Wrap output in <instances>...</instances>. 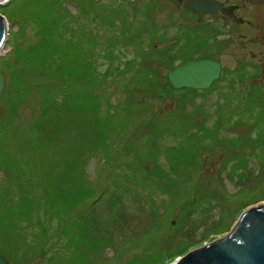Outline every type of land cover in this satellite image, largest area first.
Here are the masks:
<instances>
[{
	"label": "rangeland",
	"instance_id": "374dc122",
	"mask_svg": "<svg viewBox=\"0 0 264 264\" xmlns=\"http://www.w3.org/2000/svg\"><path fill=\"white\" fill-rule=\"evenodd\" d=\"M130 1L8 0L0 4V13L9 19L11 32L3 57L14 59L17 41H23L25 37L28 39L26 33H35V25H29L27 16L41 22L40 17L48 8L62 6L60 12L74 14L71 22L73 30H76L73 42L67 48L71 68L85 62L89 67V78H103L109 74L95 87L96 94L106 103L102 119L105 120L107 113L115 111V102L128 103L140 109L137 115L140 123L148 118H163L170 122L169 128L176 123L185 126V116L188 115L183 112H190L192 103H183L182 100L192 99L195 93L188 89L174 90L168 82L170 69L164 67L172 65L174 57H170L171 52L178 49L184 61L205 55L217 57L218 53L229 50L236 57H245L242 62L250 61V54L245 53L241 46L246 43L247 37L252 38L254 34L241 32L245 35L243 37L240 32L233 33L232 39L223 41L213 37V44L207 48L208 38L204 34L180 25L186 22L185 17L179 15L176 22L172 20L175 4L164 3L163 0H138V4L133 6ZM116 8L126 10V14L121 12L119 15L130 16L136 29L141 27L143 17H153L172 38L167 42L158 38V47H166V50H154L152 35L139 37L135 45L116 43L112 47L108 38L111 29L117 27L107 26L105 14H111ZM121 17L118 18L120 23L123 21ZM53 53L58 55L56 49ZM114 57H117L114 63L119 65V69L112 67L111 71H107ZM154 61L160 62L162 68H158ZM153 69H158L161 78L168 84L169 92L166 94H155L150 90L153 78L157 77H153ZM229 73H232V80L240 81L245 80L248 74L241 66ZM41 79V76L33 77L34 83H39ZM226 81L225 78L220 81L223 88L230 84L228 86L236 90L252 91L251 84L235 82L232 85L230 82L226 84ZM257 84L252 102L232 103L223 112L212 109L210 115L199 116V130L213 125L208 128L209 148L200 151L196 162L191 158L185 159L186 169H179L180 174L173 173L174 177L187 182L182 186L179 184L174 193L164 192L163 188L154 192L155 186L142 181L150 179L153 171L140 169L139 173L131 170L123 174L129 176L131 183L133 178L144 172L138 179L142 182L134 184L140 192H154L149 196L139 195L125 179H117L107 192L101 190L105 188V175L99 174L96 159L88 166V174L94 179L89 183L84 182L82 174L70 169L68 159L54 168V162L47 165L37 145L26 138L31 120L41 107L34 87L32 97L21 107L16 126L10 118L2 121L5 128L0 133V153L5 159L7 153L14 157L7 166L19 171L21 185L14 187L9 172L0 167V178L7 187L6 190L0 189V254L14 264H162L159 261L167 258L169 253L170 264L196 248L224 237L248 208L264 203V77L259 78ZM153 90L159 91L156 87ZM221 96V93L215 92L211 100L215 102ZM241 104H245L242 109L235 108ZM3 113L4 109H1L0 119ZM85 126L92 128V123L87 122ZM184 130L181 129L182 132ZM202 133H206L205 127ZM15 137L23 144L16 145L13 141ZM164 141L172 146L179 139L173 136V139L167 137ZM152 142L150 140V144ZM92 144L91 139H87L86 146ZM184 144L191 147L188 143ZM166 151L159 156V162L171 171L173 159ZM149 167L152 170L153 164ZM114 171L109 169L105 179H111L116 174ZM186 173L195 176L185 179L188 177ZM156 180L163 185L158 178ZM80 183L86 186L82 187ZM88 190L92 192L90 196ZM168 194H182L175 209L172 196ZM7 197H15L21 202L18 216L7 213L4 206ZM43 197H51L48 206H40L39 201ZM157 202L167 205L159 216L151 208ZM192 202L190 211L186 213L185 207ZM39 216L45 219L38 222ZM32 220L35 223L29 222Z\"/></svg>",
	"mask_w": 264,
	"mask_h": 264
},
{
	"label": "trees",
	"instance_id": "16d2710c",
	"mask_svg": "<svg viewBox=\"0 0 264 264\" xmlns=\"http://www.w3.org/2000/svg\"><path fill=\"white\" fill-rule=\"evenodd\" d=\"M130 2L133 6L138 4V1ZM61 8L62 6L58 5L48 8L47 11L43 12L42 17H40L41 22L32 16H27L26 19L29 21V25H35V33L33 34L32 32L31 35L26 33L28 39L25 37V40L17 41L13 51L14 59L1 57L0 66L2 68L0 69H3L5 72L8 84L1 98V109H4V113L0 119V126L2 125V121L8 118L15 125L16 120L20 117L21 107L28 98L32 97L35 87L41 102L40 112L31 120L28 135L24 134L25 136L27 135L28 142L37 145L40 154L45 156L47 165H51L54 162V168L59 162L68 159L70 169L76 171L78 174H82L84 182L89 183L90 180L94 182V179L88 174V166L92 160L96 159L99 174L106 176L109 169L115 170L114 172L116 173L111 176V179L103 177L105 188L101 190L104 192H107L117 179H125L141 196H149L156 192L158 188H163L164 192L174 193L179 184L182 186L187 182L174 177L173 173L177 172L180 174L179 169H186L184 168L185 159L191 158L193 162H196L200 151L209 148L208 139L210 138V130L208 128L213 127V125L203 126L199 130V120H201L199 116L201 114L210 115L212 109H219L220 112H223L232 103L252 102L255 85H251L253 89H251L252 92L249 94L243 93L247 90L229 89V92L232 93L231 95L219 82H216L208 90L186 88L192 90L195 96L192 99L183 98L182 100L183 103L186 101L192 103V110L187 113L183 112L184 115L189 116H185V122H187L185 126L176 123L173 128H169L170 125L168 124L170 122L163 118H148L143 121L146 122L145 124L143 122L140 123L137 121L140 109L136 108L133 104H120L116 102L113 109L115 111L107 113V117L104 120L102 118L105 111L102 110L104 108L103 105L106 103L103 98L96 94L95 87L100 81L106 79L109 74L103 78L96 77L91 79L87 75L89 67L85 62H79L78 66L71 68V60L67 57V48L73 42V32L76 30H73L71 22V17H74V14L62 13L60 12ZM125 11L121 10V8H116L111 14H105L107 26L117 27L116 29H111V35L108 38V42L112 47L116 43L128 46L135 45L139 37L152 35L155 51L166 48L158 47V38H162L161 41L167 42L171 37L168 36V32L165 29H161L153 17H143L141 27L136 29L130 20V16L125 15L121 17L119 15L121 12L126 14ZM119 17L123 19L121 23L119 22ZM178 17V13H172L171 18L174 22L177 21ZM135 19L133 18V20ZM39 36L41 37L40 40L38 39ZM54 49L58 53L57 56L53 53ZM178 51V49H175L171 52L170 57H174L172 65L164 68L171 71L178 66L176 62L181 61L185 63L189 61H183L181 59L182 55ZM116 58L114 57L111 60L112 63L109 65L110 68L107 71H111L112 67L119 69V65L114 63V59ZM155 62L158 68H162L160 62ZM153 70L155 71L153 77H157L153 78L154 81H152L150 90L155 92V94L156 92L166 94L167 91L169 92L167 88L168 84L161 78L162 76L158 69ZM229 72L226 73L227 77L232 76V73L230 74ZM35 76L42 77L39 83H34L33 77ZM168 82L174 90H178L170 81L169 76ZM241 82L247 84V78ZM154 87L159 91L153 90ZM215 92L221 93L222 96L220 97L221 99L213 102L211 98H213ZM245 104H241L235 108L242 109ZM216 106L219 107L214 108ZM172 115L173 113L170 117ZM87 122L92 123V128L85 126ZM102 123L105 127H102L104 126ZM204 124L206 125L207 123ZM204 127L206 129L205 134L202 133ZM4 128L5 126L2 125L0 133ZM182 128H185L184 132L181 131ZM173 136H176L179 142L172 146L165 144L164 139L167 137H172L173 139ZM87 139H91L93 143L90 147L86 146ZM150 140L153 141L152 144H150ZM13 141L16 145L23 144L21 140L17 142V137ZM184 143H188L192 148L186 147ZM236 144L239 146L243 145V143ZM165 149L173 159V170L171 171L163 168L159 162V156ZM13 159L14 157L8 153L7 159L0 153V167H5L7 172H9L13 186L16 187L17 184L21 185L19 171L11 166H7ZM199 160H201V156H199ZM152 164L153 168L150 170L149 166ZM140 169L154 172L153 174L150 173V176H152L150 179L142 180L147 185L155 186L153 193L140 192L135 187L134 182H142L138 179H140L139 177L144 172L138 174L137 178H133L131 183L129 182V176H123V174H128L131 170L138 171L137 173H139ZM137 173L134 174L137 175ZM185 175L188 176L185 179H192L195 176V174L190 175L189 173ZM156 178L163 185L158 183ZM80 184L82 187L86 186V184ZM0 189H7L3 185L1 178ZM87 194L90 196L92 192L88 190ZM164 195L167 196V194ZM181 195L172 196V206L174 209L180 204L178 199ZM50 200L51 197L41 198L39 201L40 206H48ZM158 202L151 208L156 210L159 216L167 205L165 203L159 205ZM192 205L193 202L185 207L186 213L190 211L189 209ZM4 206L7 213L13 214L14 217L19 215L18 211L22 208L21 202L15 197H7ZM196 208H193V210ZM43 219H45L43 216H39L38 222ZM33 221L29 222L35 223ZM168 254H166L167 258H163L159 262L169 264L168 260L170 259Z\"/></svg>",
	"mask_w": 264,
	"mask_h": 264
},
{
	"label": "water",
	"instance_id": "95a60500",
	"mask_svg": "<svg viewBox=\"0 0 264 264\" xmlns=\"http://www.w3.org/2000/svg\"><path fill=\"white\" fill-rule=\"evenodd\" d=\"M5 1L0 0V4ZM186 6L197 13H215L221 5L214 0H187ZM9 37V23L0 13V58ZM235 65V58L229 54L222 55L220 62L209 59L190 61L173 70L170 79L177 88L207 89L220 77L222 68L233 69ZM6 84V76L0 70V100ZM183 258L177 264H264V203L248 208L229 234L191 251ZM0 264L14 263L0 254Z\"/></svg>",
	"mask_w": 264,
	"mask_h": 264
},
{
	"label": "flooded vegetation",
	"instance_id": "af4514ba",
	"mask_svg": "<svg viewBox=\"0 0 264 264\" xmlns=\"http://www.w3.org/2000/svg\"><path fill=\"white\" fill-rule=\"evenodd\" d=\"M175 4L179 14L191 17L192 21L186 24L205 34H228L249 32L254 37L248 38L241 47L245 53L250 54L252 61L244 65L241 59L236 68L245 66L255 74L254 82L261 76L264 77V0H214L221 6L215 13H196L186 6L187 0H166ZM224 10H227L225 12ZM232 38V37H230ZM229 38V40H230ZM239 49V46H238ZM222 53H230L229 50L222 51L218 58L211 59L220 61Z\"/></svg>",
	"mask_w": 264,
	"mask_h": 264
},
{
	"label": "bare ground",
	"instance_id": "6f19581e",
	"mask_svg": "<svg viewBox=\"0 0 264 264\" xmlns=\"http://www.w3.org/2000/svg\"><path fill=\"white\" fill-rule=\"evenodd\" d=\"M184 259V258H183ZM183 259H180V260H178L177 262H175L174 264H177V263H179L181 260H183Z\"/></svg>",
	"mask_w": 264,
	"mask_h": 264
}]
</instances>
